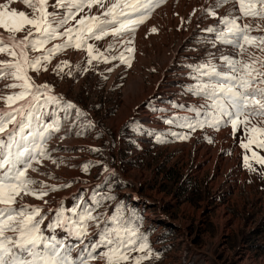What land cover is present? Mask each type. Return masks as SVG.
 Wrapping results in <instances>:
<instances>
[{
	"label": "rangeland",
	"instance_id": "374dc122",
	"mask_svg": "<svg viewBox=\"0 0 264 264\" xmlns=\"http://www.w3.org/2000/svg\"><path fill=\"white\" fill-rule=\"evenodd\" d=\"M113 2L104 0L103 8L93 5L76 12L75 19L59 27L58 34L43 47L30 50L29 57L45 56L48 49L66 44L68 36L63 33L67 28H73L75 43L78 21L89 16L111 19L104 13ZM190 2L193 5L188 7ZM4 3L32 15L23 0H0ZM213 3L163 0L133 33L115 36L108 27L109 35L102 39L91 37L80 48L69 46L55 52L50 61L42 62L39 71H28L35 84L50 86L46 93L41 89L45 94L32 107L26 103L30 96L9 105L4 98L22 89L6 85L20 81L0 79V110L11 111L23 105V114L16 116L19 123L8 124L0 139L7 142V133L15 130L22 151L33 144L40 146L37 130L42 133L52 126L51 137L43 142L47 155L35 156L31 163L36 170L28 171L40 182L34 187L48 186L47 195H23L14 207L19 210L23 205L29 212L39 207L42 234L75 245L73 259L79 258L80 249L89 240L99 239L102 229L133 228L146 237L148 247L140 250V241H136L127 249L130 259L125 264H135L136 257L145 255L149 258L141 264H264V163L259 161L264 157V147L258 143L264 141V135L246 133L243 126L234 131L227 117H221L224 122L218 127L212 126L214 115H218L212 102L206 95L194 94L197 85L210 78L198 80L197 65L210 62L218 70L227 71L222 56L247 60L249 53L259 57L264 53L252 47L238 57L239 50L233 45L213 44L216 33L206 29H222L219 17L230 11L239 15L232 3L217 9V17L201 11ZM48 11L54 9L49 7ZM55 11L66 15V9ZM240 23H248L253 35L264 34V19L245 17ZM153 27L158 31L152 32ZM0 32L6 38V30ZM34 37L39 38L36 34ZM88 44L93 45L91 55ZM131 48L135 51L129 52ZM122 55L131 66L121 59ZM11 59L7 53H0V60ZM62 61L69 63L57 71ZM186 93L196 102L186 101ZM47 95L62 100L45 105ZM153 100L172 104L178 111L157 119L155 108L148 106ZM64 101L74 103L76 109L66 112ZM189 103L195 106L198 117L181 113ZM78 111L86 115L77 116ZM250 120L249 129L264 128V118ZM188 123L196 127L189 128ZM55 127L59 130L54 131ZM184 136L188 138H181ZM242 142L249 147H242ZM245 155L249 157L248 166ZM85 211L99 219L88 221L89 240L83 243L69 235L67 224L49 227L57 219L62 223L69 217L78 220ZM5 235L19 239L18 232L7 228ZM104 251L106 248L97 250ZM90 264L105 261L96 259Z\"/></svg>",
	"mask_w": 264,
	"mask_h": 264
},
{
	"label": "snow or ice",
	"instance_id": "6c2138e0",
	"mask_svg": "<svg viewBox=\"0 0 264 264\" xmlns=\"http://www.w3.org/2000/svg\"><path fill=\"white\" fill-rule=\"evenodd\" d=\"M161 2L163 0H114L107 6L104 13V16L111 19L98 16L82 18L78 21L80 28L76 31L75 43H73V28H67L63 33L68 36L66 44L56 45L47 50V55L36 58L29 57L30 50L43 47L48 39L58 34L59 27H64L71 19H75V13L83 11L84 7L91 8L93 5L105 7L104 0H54V3H50L49 0H23V3L32 10L31 16L28 12L10 8L9 3L0 4V29L6 30L7 33L5 38V34L0 32V53H7L12 57L11 60H0V79L11 77L18 80L19 84L11 83L6 86L22 89L4 99L11 105L15 101L25 100L26 96H30L31 100L26 101L29 107H32L34 103L38 104L39 96L49 91L50 86L35 84L32 77L28 75L30 69L34 68L39 71L42 62L50 61L52 54L65 47L80 48L82 43L91 37L97 40L102 39L109 35L106 31L108 27H111V34L115 36H122L125 32L133 33L139 24L149 18L154 7L159 6ZM229 3L236 6L239 15H233L230 11L219 17L220 24L224 26L222 29L218 27L206 29L209 33H216V41H213V44L221 42L233 45L239 50L238 57H243L252 47L264 53V34L253 35V28L248 23H240L245 17L264 19V0H214L211 6L201 11L217 17L216 10ZM257 4L261 7L257 8ZM49 7L54 11H48ZM60 8L66 9V15L61 16L55 11ZM256 28L259 29V25H256ZM151 31L157 32L158 29L153 27ZM20 32L26 34L22 37L15 35ZM34 34L39 38H35ZM87 51L91 55L93 45L88 44ZM128 51L134 52L135 49L131 48ZM92 59H97V57L93 56ZM121 59L131 66L130 60L125 59L123 55ZM222 60L227 66V71L218 70L217 66L210 62L196 66V71L200 73L196 77L198 80L203 76L218 79L215 82L197 85L194 94L206 95L207 99L212 102L211 107L218 114L214 115L212 126L218 127L224 122L221 117H227V122L231 123L234 131L238 126H243L246 133L251 131L264 135V128L249 129L248 127L251 124L250 117L264 118V57L249 53L247 60L231 56H222ZM88 62L91 63V59ZM68 63V61H62L60 65H57L56 70L62 71ZM45 70H47L46 67ZM41 89H44L45 93H42ZM61 100L60 97L47 95L44 104L47 105L49 102L59 104ZM64 106L66 112L77 107L70 101H64ZM22 109L23 105L11 111L0 110V133H5L8 124L19 123L16 121V116L23 114ZM81 115H86V113L78 111L77 116ZM186 126L193 129L196 127L191 123ZM50 127L52 126L45 127L42 133L39 129L37 130L41 140L40 146L33 144L32 147H25L22 151L19 150L20 142L15 138V130L7 133V142L0 139V170H3L0 172V264H90L96 259L104 260L105 264H125L130 259L126 254L127 249L134 247L136 241H140V250L148 247L146 237L142 233H137L135 229L110 230L104 228L99 233V239L91 242L87 230L88 221L99 219L92 216L91 212L85 211L80 214L78 220H72L69 217L62 223L60 219H57L49 227L55 229L67 224L70 236L76 237L81 243L89 240V243L80 249L79 258L73 259L71 250L75 245L69 246L63 239H57L55 235L42 234L40 228L42 210L39 207L31 212L26 211L23 205L19 210L14 207L17 198L22 199L23 195H35L39 198L47 195L48 186L41 184L39 188L34 187L40 182L29 176L28 171L29 169L36 170L31 163L35 156L47 155L43 142L51 137ZM53 130L58 131L59 128L55 127ZM21 131H23L22 127ZM181 138L187 139L188 137ZM250 143H252L251 140ZM258 143L264 147V141H258ZM249 144L242 142V147L248 148ZM95 150L98 151V149ZM252 155L256 156V153L253 152ZM244 161L248 166L249 157L247 155L244 156ZM259 161L264 163V157H259ZM112 219L116 220V217ZM6 228L18 232L19 239L14 240L6 236ZM41 245L44 246L43 249L40 248ZM100 248H106V251L98 253L97 250ZM148 258L149 255L136 257L135 264H141L142 260Z\"/></svg>",
	"mask_w": 264,
	"mask_h": 264
},
{
	"label": "crops",
	"instance_id": "0c3cea01",
	"mask_svg": "<svg viewBox=\"0 0 264 264\" xmlns=\"http://www.w3.org/2000/svg\"><path fill=\"white\" fill-rule=\"evenodd\" d=\"M215 78V77H214ZM218 78H216L215 80H213L212 79V77L211 78H209V80H207L206 81V83H209V82H215L216 80H217ZM188 96L185 98L186 99V101H188V102H196V99L195 98H191V96L188 94V93H186ZM200 101H202V100H200ZM211 102V101H210ZM192 105V104H191ZM149 107H153V108H155V110H154V116L158 119L159 117H163V116H167V115H171L173 112H177L178 110L176 109V107H174L172 104H169V103H164V102H162V101H160V100H156V101H151L150 103H149V105H148ZM148 106H146V108L148 107ZM187 106H188V109L186 110V111H183V112H181V113H187V114H189L191 117H198L197 115H196V111H195V106L193 105V107L192 106H190V103L189 104H187ZM150 119H152V118H150Z\"/></svg>",
	"mask_w": 264,
	"mask_h": 264
},
{
	"label": "bare ground",
	"instance_id": "6f19581e",
	"mask_svg": "<svg viewBox=\"0 0 264 264\" xmlns=\"http://www.w3.org/2000/svg\"><path fill=\"white\" fill-rule=\"evenodd\" d=\"M197 3L196 1L193 2V4ZM193 4L191 2L188 4V7H191ZM185 10V9H184Z\"/></svg>",
	"mask_w": 264,
	"mask_h": 264
}]
</instances>
